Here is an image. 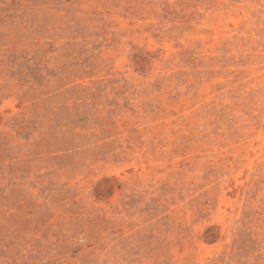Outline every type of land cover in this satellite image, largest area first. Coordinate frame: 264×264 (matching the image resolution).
<instances>
[{
    "label": "rangeland",
    "instance_id": "obj_1",
    "mask_svg": "<svg viewBox=\"0 0 264 264\" xmlns=\"http://www.w3.org/2000/svg\"><path fill=\"white\" fill-rule=\"evenodd\" d=\"M0 264H264V0H0Z\"/></svg>",
    "mask_w": 264,
    "mask_h": 264
}]
</instances>
